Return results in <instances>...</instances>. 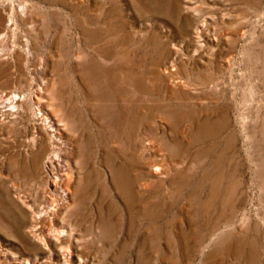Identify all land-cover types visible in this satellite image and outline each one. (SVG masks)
I'll return each instance as SVG.
<instances>
[{
    "label": "rangeland",
    "instance_id": "1",
    "mask_svg": "<svg viewBox=\"0 0 264 264\" xmlns=\"http://www.w3.org/2000/svg\"><path fill=\"white\" fill-rule=\"evenodd\" d=\"M11 11L0 92L25 108L0 122V264L60 262L19 200L54 194L27 174L37 111L70 144L72 264H264V0H0ZM125 107L127 136L108 137Z\"/></svg>",
    "mask_w": 264,
    "mask_h": 264
},
{
    "label": "bare ground",
    "instance_id": "2",
    "mask_svg": "<svg viewBox=\"0 0 264 264\" xmlns=\"http://www.w3.org/2000/svg\"><path fill=\"white\" fill-rule=\"evenodd\" d=\"M23 10L24 7L22 6L19 8L18 13L23 14ZM9 15L8 19H5L4 17L0 18V41L3 40L5 31L12 28L11 21L13 11H11ZM24 44L25 50L26 48L27 50L31 48L35 51L36 42L31 44L24 40ZM1 51L5 50L3 48L0 49V58L3 57ZM7 52L10 54L13 50L8 49ZM91 71L92 73H100L95 67L91 69ZM103 72L105 74L109 73L107 70ZM47 87L48 81L44 80L41 87H39V89L36 88L39 93L35 92L33 95L39 107H41V104L39 103V100L42 98L41 91ZM111 87V82H108L107 94H105V97L101 100H109L105 101L107 107L109 105V110H111L112 107H114V109H118L114 104L115 96L112 95ZM127 88H129V86ZM127 88H125L124 93H122L121 99L123 100L129 95ZM24 98V94L20 90H7L5 92H0V122H4L5 118L15 117L19 113L23 114V109L25 108L23 102ZM123 112V114L118 113L113 122L107 123V128L111 129L114 127L116 130V132H109L108 137H115L120 133L127 136L130 118L127 116L126 107ZM52 115L53 114H51V112L43 113L37 111L31 119L33 121V129L36 130L37 133V135L35 133L34 135L38 140V144L35 152L32 153V160L30 161V164L27 165V174L29 177L33 178L39 174H44V181L47 190L46 194H48V192H52L54 193L53 197L48 196L49 199L45 197L46 199L44 200V203L47 204L46 206H41L37 203H30L28 196L23 194L19 196V200L31 211V218L28 223V232L37 244H40L41 247L45 249L47 248L46 251H48L47 254L49 260H52L53 258L52 247H54L56 242H59V247L56 250L60 254L59 264H72L70 261L73 257L71 228L67 223H63V221H60L59 219V217L62 216V211L69 207L72 200L73 202L77 201V199H72V195L69 190L68 173L70 164L67 160L63 159L62 156V150L68 149L70 144L66 139L63 142L61 141V143L58 141V139H61L63 126L56 119H54ZM78 116L79 114L77 111H72L71 121L74 129L76 130H79L82 127L84 121V119H82L80 122ZM37 259H40V257L32 259L33 262L31 263L30 260L27 259L25 264H37ZM78 263L86 264V259L81 257Z\"/></svg>",
    "mask_w": 264,
    "mask_h": 264
}]
</instances>
